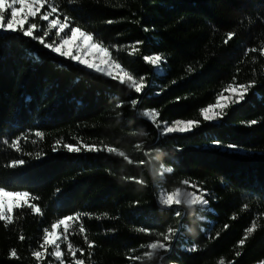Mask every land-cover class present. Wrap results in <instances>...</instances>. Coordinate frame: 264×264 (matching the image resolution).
Wrapping results in <instances>:
<instances>
[{
  "label": "trees",
  "instance_id": "trees-1",
  "mask_svg": "<svg viewBox=\"0 0 264 264\" xmlns=\"http://www.w3.org/2000/svg\"><path fill=\"white\" fill-rule=\"evenodd\" d=\"M49 5L145 87L137 94L37 40L0 31V187L29 193L10 223L0 221V264H58L55 247H41L44 229L69 215L78 218L67 232L57 228L68 264L264 262V0H48L24 25L37 24L34 36L48 31L40 15ZM58 41L54 29L45 37ZM147 55L161 57L162 72ZM239 85H251L245 98L204 121L202 109ZM147 110L159 113L157 124L198 126L162 136ZM67 144L105 150L72 153ZM17 159L25 164L7 166ZM161 164L172 171L154 179L150 169ZM185 180L209 204L162 207L161 190ZM169 228V250L149 261L147 245L168 243Z\"/></svg>",
  "mask_w": 264,
  "mask_h": 264
},
{
  "label": "snow or ice",
  "instance_id": "snow-or-ice-1",
  "mask_svg": "<svg viewBox=\"0 0 264 264\" xmlns=\"http://www.w3.org/2000/svg\"><path fill=\"white\" fill-rule=\"evenodd\" d=\"M48 3V0H0V31L6 32V33H21L25 37H30L34 40H37L41 45L44 47L50 49L54 53L59 54L61 57L64 58H70L72 61H77L82 65H85L89 69H94L97 72H105L107 76L112 77L119 81L121 84L126 85L130 90H134L135 93L139 94L142 92V89L145 87V85L141 82V80L136 79L133 77V75L129 74L128 72L124 71L123 68L120 67L119 64H113L111 61L103 62L98 60L96 63H90L84 59L81 58L82 52H88L93 48L97 49V55L99 53H107L108 49L100 47L97 44L91 43L93 37L86 33L82 32L78 27H72L70 29L71 35H65L64 38L60 39L59 43L53 46L52 43H45V37L49 36V32L52 29H55V35L57 37L61 36V33L69 27L68 24V17H64V22H61L59 19V15L55 19L49 20V17L52 16L54 13H57V8L49 5V11L43 13L40 15V19L43 21H47V28L48 31H44L43 35L41 36H34V30L37 29L36 23H29L28 27L25 29L24 25L28 22L29 18H35L38 14L41 13V9L44 7V5ZM17 5L19 7H17ZM7 13V17H6ZM111 23V21H109ZM229 36H231V33H229ZM73 48L75 49V54L73 53ZM134 50V49H133ZM143 59L150 63L151 65H159L161 62V57L159 55H147L144 56ZM113 67L119 69V72L114 75L113 71L111 70ZM249 86L245 85H239L237 89L233 91L234 99L231 101L232 103H238L242 101L246 94L248 93ZM131 105L135 107L137 104V100L133 99L130 101ZM225 104L222 103L220 99L217 100V103L215 105H210L207 108L202 109L203 113V119L204 121H214L216 119L222 118L224 115V108ZM159 113L155 110L145 111L143 113V116L151 121L155 126L160 130V134L162 136H168L171 134H183L187 133L195 126H198L197 122L193 121H176L174 126H168L167 124H157L156 120ZM257 121L253 120L250 123L255 124ZM12 146L18 147V141L13 140ZM69 152L72 153H79L83 150L88 152H99L105 150L104 148L97 147L96 145H88L85 144L82 147L74 146L73 144H67L64 146ZM139 147V145H137ZM228 148L236 149V145H227ZM108 153H113L116 150L114 148L108 147L107 149ZM119 157H122L124 159H127V156L124 152L120 151L117 153ZM25 164L24 159H17L11 161L7 166L10 168H16L19 166H23ZM142 166V165H141ZM172 169H166V172H171ZM135 179V178H133ZM135 182L141 183V180H136ZM185 184V190L187 189V186L189 182L187 180L184 181ZM194 187V186H193ZM189 197L193 200V202L199 203V204H209V200L205 198V194L201 192L199 195L195 190L188 192ZM29 198V193L27 192H8L4 188L0 187V221H5L10 223L12 220V213L14 209H18L23 207L25 204H27ZM169 194L167 192H162L159 198V202L162 207H174L178 205L177 203L171 202L169 199ZM180 197L177 195L175 196V199L178 200ZM33 212L38 213L40 209L36 207L35 204L30 205ZM180 213L177 210V218H179ZM78 217H73L71 215L65 216L62 220H59L58 223L52 224L53 231L51 233L48 232L47 229H44V243L41 245V247L46 246H54L56 251L53 253V255L56 258H61L62 253L59 250L60 244L58 243V240L61 239V237L57 234L56 229L59 225H63L65 232L68 230V222L76 219ZM254 227V226H253ZM253 229H248L249 232H251ZM140 231H146L145 229H140ZM80 232H84V228H80ZM174 232V229L169 228L168 233L169 235H164L163 239L164 241L168 243H162L160 241H156L153 243H150L147 245V248L149 249L144 253V257L150 256L153 252H159L164 251L167 252L169 250L170 242L172 239L171 234ZM21 239L23 240L24 237L21 236ZM66 239V237H65ZM241 244L244 243L243 240L240 241ZM91 247V245H89ZM69 252L72 253V256L75 257V251L73 250V247L71 244L68 245ZM81 253H83V250L80 249ZM189 251H195V247L190 248ZM12 257H16V251L13 249L10 254ZM44 255V253L40 251H34L32 252V256L39 258ZM134 259H140L139 257H136ZM60 264H63V259H60ZM74 264H84L82 260L76 259L74 261Z\"/></svg>",
  "mask_w": 264,
  "mask_h": 264
},
{
  "label": "rangeland",
  "instance_id": "rangeland-1",
  "mask_svg": "<svg viewBox=\"0 0 264 264\" xmlns=\"http://www.w3.org/2000/svg\"><path fill=\"white\" fill-rule=\"evenodd\" d=\"M17 7H19L18 5H17ZM54 16V14L52 15V16H50L49 17V20H51V19H55V17H53ZM6 17H7V13H6ZM31 18V17H30ZM61 22H64V21H61ZM26 24V23H25ZM69 24V23H68ZM69 29V27L67 28V29H65L62 33H61V36L59 37V41H60V39H62V38H64L65 37V35L66 34H68V35H71V31L70 30H68ZM55 30V29H54ZM81 30V29H80ZM56 31V30H55ZM82 31V30H81ZM82 32H84V31H82ZM59 41L57 42V43H55V44H53V46H55L56 44H58L59 43ZM91 43H93V44H97V45H99L100 47H103V46H101L100 44H98V43H96L95 42V40H94V38L92 39V41H91ZM104 48V47H103ZM73 53L75 54V49L73 48ZM57 54V53H56ZM59 55V54H58ZM81 58L82 59H84V60H86V61H88V62H90V63H96L98 60H100V61H103V62H108V61H111L113 64H118L113 58H112V56H111V54H110V52L108 51L107 53H99L98 55H97V49L96 48H93V49H91L90 51H88V52H82V56H81ZM74 62H76V63H78V64H80L79 62H77V61H74ZM80 65H82V64H80ZM120 65V64H119ZM83 66H85V65H83ZM156 67H157V70L159 71V72H162V70H163V68H162V61L159 63V65H155ZM86 67V66H85ZM120 67L121 68H123L121 65H120ZM86 68H88V67H86ZM89 69V68H88ZM124 69V68H123ZM90 70H92V71H95L94 69H90ZM112 71H113V73H114V75L116 74V73H118L119 72V69H117V68H115V67H113L112 69H111ZM124 71H126L125 69H124ZM95 72H97V71H95ZM127 72V71H126ZM97 73H100V74H103V75H105V76H107V74H106V71L105 72H97ZM107 77H109V76H107ZM112 78V77H111ZM144 85H145V82L144 81H141ZM238 88V86H233V87H231V88H229L228 89V91H227V94H225V95H223L222 97H220V100L222 101V103H224L226 106H225V108L229 105V104H231L232 102V100L234 99V96L232 95L233 94V91L235 90V89H237ZM143 90V89H142ZM224 108V109H225ZM147 111H150V110H147ZM218 119H216V120H214V121H217ZM178 121H181V120H178ZM184 122H187V121H184ZM168 126H174L175 125V122L174 123H172V124H167ZM162 192H166V191H164V190H161V192H160V195H161V193ZM168 194H169V197L170 198H174V193L172 192V193H169V192H167ZM198 194V193H197ZM199 195V194H198ZM159 198H160V196H159ZM179 205V204H178ZM56 232H57V229H56ZM57 234H58V232H57ZM62 258V257H61ZM61 258H58L59 260L61 259ZM58 264H60V262L58 263ZM63 264H68V263H66V262H64L63 261ZM260 264H264V262H262V263H260Z\"/></svg>",
  "mask_w": 264,
  "mask_h": 264
},
{
  "label": "clouds",
  "instance_id": "clouds-1",
  "mask_svg": "<svg viewBox=\"0 0 264 264\" xmlns=\"http://www.w3.org/2000/svg\"><path fill=\"white\" fill-rule=\"evenodd\" d=\"M166 169H169V168H166L163 164H161L158 168L150 169V173H151L152 177L155 179L157 175H161L164 172H166ZM143 183H145V181L141 180V184H143ZM182 185H185L184 181H183ZM171 191L174 193V198H169L170 201L177 203L179 205H183L189 209H192L196 206L204 207V206L208 205V204H199V203L193 202V200L188 195V192L190 190H185V187H183V186H174L171 188ZM177 195L180 197L178 200L175 199V196H177ZM193 232H194V230H193ZM155 256H156V252H153L150 256H147L146 258L149 261H151V260L155 259Z\"/></svg>",
  "mask_w": 264,
  "mask_h": 264
}]
</instances>
